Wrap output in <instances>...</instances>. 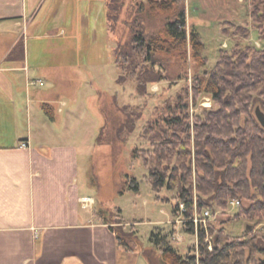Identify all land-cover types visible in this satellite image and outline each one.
I'll return each mask as SVG.
<instances>
[{
  "label": "rangeland",
  "instance_id": "1",
  "mask_svg": "<svg viewBox=\"0 0 264 264\" xmlns=\"http://www.w3.org/2000/svg\"><path fill=\"white\" fill-rule=\"evenodd\" d=\"M67 2L65 42L61 39L52 41L55 45H58L57 42L64 43L65 64L73 66L44 74L36 72L32 79H41L44 85L32 88L34 97L47 98L49 104L54 106L56 118L46 116L53 128L61 132L65 130L67 134L74 132V135L66 137L81 148L79 178L82 194L95 198L92 209L97 214L106 212L105 216L115 229L119 228L117 222L120 217L128 223L122 228L131 233L128 240L135 252L131 256L122 253L119 264H162L156 238L166 235L183 254L195 252L198 256L200 238L187 229L182 217L173 214L177 190H154L146 179L149 170L135 150H143L150 145L140 137L143 126L158 115L156 112L159 108L167 107V102L174 103L186 91H189L193 116L204 110L217 109L208 94H201L195 103V76H203L204 72L212 70L223 49L232 54L236 47L244 49L250 45L263 48V41L259 39L250 15V0H185L182 6L187 13L188 34L194 30L199 33L208 64L206 67L197 65L190 45L188 61L163 53L158 55V63L153 68L151 64L142 62L143 58L142 61L137 60L140 66L138 74L142 71L148 72V76H165L163 81L148 84L149 92L145 96L137 93L132 82L124 85L118 83L120 71L116 64V50L122 44L130 51L132 38L137 31H144L147 37L156 36L165 28L170 17L152 13L148 0H121L115 19L108 16L106 0ZM238 25L250 29L248 39L244 40L239 30L238 34L235 29ZM223 28H227V33L223 32ZM62 57L49 51L43 60L49 63ZM34 105L44 113L42 104ZM124 105L142 112V118L130 133L122 129L129 118L121 109ZM257 108L263 112L264 108L256 104L252 109V115L259 122ZM247 118L243 116L242 122ZM194 120L195 117L192 122ZM32 121L33 131H37L38 120ZM133 178L139 182L138 191L130 189ZM250 205L251 200L241 202L243 208ZM234 207L229 202L225 209L215 207L212 210L211 226L214 231L209 226L205 239L207 243H214L216 231L222 228L231 237L241 239L250 237L252 227L254 231L262 230L264 234V220L237 217L240 206ZM118 208L122 210L121 213ZM98 219L103 222L99 216ZM249 255L247 250L246 264H256L254 261L250 263ZM260 257L264 259V255L256 254L255 260Z\"/></svg>",
  "mask_w": 264,
  "mask_h": 264
},
{
  "label": "trees",
  "instance_id": "2",
  "mask_svg": "<svg viewBox=\"0 0 264 264\" xmlns=\"http://www.w3.org/2000/svg\"><path fill=\"white\" fill-rule=\"evenodd\" d=\"M120 1L111 0L109 7L113 19L118 16ZM148 1L152 13L170 17L165 28L153 37L137 31L130 51L122 44L116 50V64L120 71L118 83L132 82L141 96L148 94V84L163 81L165 76H148V72L142 71L138 74L137 60L143 58L142 62L153 68L158 63V55L163 53L188 61L190 45L197 65L206 67L208 64L199 33L194 30L188 34L187 13L182 6L185 0ZM250 15L263 48L236 47L232 54L223 49L212 70L204 72L203 76H195V103L201 94H208L217 109L204 110L193 116L189 91H186L174 103L167 102V107L156 110L158 115L143 126L140 134L150 144L146 149L135 150L149 170L146 179L156 191L163 188L177 190L173 214L182 217L187 229L200 238L197 256L195 252L183 254L172 245L167 235L157 237L156 246L162 264H246L247 250L250 263L263 264L261 257L255 260L256 254L264 255L262 230L254 231L252 227L250 237L241 239L231 237L222 228L216 231L214 243L209 244L203 226L197 229L191 221L196 212L201 214L205 209L215 207L225 209L230 201L241 199L251 200V205L248 208L240 206L237 217L264 220V127L252 115L256 104L264 108V0H250ZM235 29L242 32L244 40L249 38V28L238 25ZM223 32L227 33V28H223ZM17 48L22 49V43ZM121 109L129 117L122 129L133 132L142 112L131 110L128 105ZM44 110L51 115L50 105L45 104ZM243 116L248 118L242 122ZM130 189L139 190L136 178L131 180ZM182 204L184 211L181 210ZM121 211L118 208V212ZM105 215L106 212L97 214L115 233L122 251L128 256L133 255L135 250L128 240L131 233L122 228L128 223L120 217L119 228L115 229ZM211 225V231H214Z\"/></svg>",
  "mask_w": 264,
  "mask_h": 264
},
{
  "label": "crops",
  "instance_id": "3",
  "mask_svg": "<svg viewBox=\"0 0 264 264\" xmlns=\"http://www.w3.org/2000/svg\"><path fill=\"white\" fill-rule=\"evenodd\" d=\"M67 1L0 0V264H119L124 253L109 226L82 207L81 148L66 137L74 132L53 128L46 116L56 118L54 106L30 84L41 80L32 79L36 72L73 66L62 43ZM49 51L63 57L44 62Z\"/></svg>",
  "mask_w": 264,
  "mask_h": 264
},
{
  "label": "built area",
  "instance_id": "4",
  "mask_svg": "<svg viewBox=\"0 0 264 264\" xmlns=\"http://www.w3.org/2000/svg\"><path fill=\"white\" fill-rule=\"evenodd\" d=\"M30 84L33 86L39 85L43 86L44 82L42 80H32L30 81ZM95 198L86 196L81 199V204L84 209H92L95 205ZM230 206L233 208L241 206V202L239 200H232L230 201ZM181 210H185L184 204L181 205ZM213 217V212L211 209H205L201 214H198L196 212L194 218L191 220L195 223L197 229L199 226H203V228L206 230V235L209 233V225L211 224V220ZM207 241L210 242V238L207 239ZM210 249L212 250V246H210Z\"/></svg>",
  "mask_w": 264,
  "mask_h": 264
},
{
  "label": "water",
  "instance_id": "5",
  "mask_svg": "<svg viewBox=\"0 0 264 264\" xmlns=\"http://www.w3.org/2000/svg\"><path fill=\"white\" fill-rule=\"evenodd\" d=\"M256 116H257L260 124L264 127V112L260 108H257ZM261 262L264 264V259H262Z\"/></svg>",
  "mask_w": 264,
  "mask_h": 264
}]
</instances>
